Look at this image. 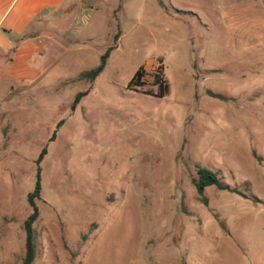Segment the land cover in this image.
Instances as JSON below:
<instances>
[{"label": "rangeland", "instance_id": "obj_1", "mask_svg": "<svg viewBox=\"0 0 264 264\" xmlns=\"http://www.w3.org/2000/svg\"><path fill=\"white\" fill-rule=\"evenodd\" d=\"M74 4L36 30V79L0 68V264H22L45 146L33 264H264V0ZM198 166L230 188L200 195Z\"/></svg>", "mask_w": 264, "mask_h": 264}, {"label": "crops", "instance_id": "obj_2", "mask_svg": "<svg viewBox=\"0 0 264 264\" xmlns=\"http://www.w3.org/2000/svg\"><path fill=\"white\" fill-rule=\"evenodd\" d=\"M84 0H0V68L15 80H34L44 40L36 34L63 7ZM152 264H165L159 259Z\"/></svg>", "mask_w": 264, "mask_h": 264}, {"label": "trees", "instance_id": "obj_3", "mask_svg": "<svg viewBox=\"0 0 264 264\" xmlns=\"http://www.w3.org/2000/svg\"><path fill=\"white\" fill-rule=\"evenodd\" d=\"M119 38V34H115V39ZM114 46L108 47L105 52L100 55V62L99 64L91 69L83 72L81 74L82 77H86L90 80H93L98 76L106 67L108 58L110 56L111 51L113 50ZM146 76V70L144 66L138 68L135 72L134 76L132 77L129 87L135 86V88H140L145 85L144 79ZM154 81L153 84L159 85L160 90L154 92L152 89L148 91V93L157 94L159 96H163L168 93L169 91V83L165 76L164 65L161 63L157 66L155 71L153 72ZM210 96L225 99V97L219 93L213 92L211 89L207 90ZM87 94V91H81L76 95L74 106L81 100V98ZM63 120L58 123V127L61 126ZM56 136V132L53 133L51 140L54 139ZM47 153V147H43L39 156L36 160L37 162V173H36V180L33 189L28 193L27 201L31 208L30 213L24 220V230H25V255L22 260V264H33L34 260L37 256V242H36V230H35V223L39 218L40 215V208L37 203V200L41 198V191H42V176H41V167L40 162L43 160L45 154ZM198 192L200 195H204L205 189L208 186L215 185L220 189H229L230 185L225 183L223 179L220 177L217 171H214L206 166H198L197 169V179L195 180Z\"/></svg>", "mask_w": 264, "mask_h": 264}]
</instances>
